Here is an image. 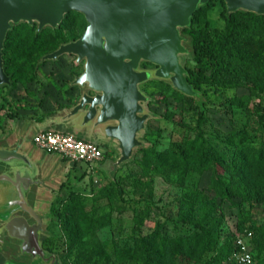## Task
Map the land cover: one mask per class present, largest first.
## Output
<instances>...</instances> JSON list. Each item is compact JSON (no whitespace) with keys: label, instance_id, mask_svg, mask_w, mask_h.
Wrapping results in <instances>:
<instances>
[{"label":"rangeland","instance_id":"rangeland-1","mask_svg":"<svg viewBox=\"0 0 264 264\" xmlns=\"http://www.w3.org/2000/svg\"><path fill=\"white\" fill-rule=\"evenodd\" d=\"M222 12V4L215 1L208 13L211 26H223ZM85 27L84 17L74 12L60 29L47 28L46 53L55 50V45L81 36ZM183 44L188 53L180 56L181 64L193 66L186 38ZM43 55L38 51L6 64L9 71L17 69V75L14 84L0 88V138L14 126L38 123V128L45 129L40 122L77 98V92L70 90L67 82L82 71V65H76L75 58L68 55L38 65ZM5 58L10 59L11 53L5 52ZM34 64L35 77L25 69ZM166 84L168 90L154 84L140 86L149 97L146 109L154 115L141 137L147 149L158 151H181L187 141L202 143L209 151L211 166L201 172L184 170L171 160L154 168L150 158L139 150L130 162L113 170L112 164L118 158L115 144L74 129L75 136L98 144L104 158L88 168L85 163L72 165L35 147L32 127L25 131L24 138L31 144L35 159L42 164L45 155L48 157L43 174L48 181L38 194L44 225L41 246L58 257L60 264H153L150 240L143 245L144 240L191 234L196 231L192 221H201L208 242L216 241V245L189 264L233 263L230 258L211 260L249 230L253 231L250 250L264 264V206L252 208L240 196L229 200L215 194L212 188L217 158L228 161L229 147L240 131L258 142L264 140V82L203 85L202 104L196 100L179 102L173 87ZM223 176L229 182V174L225 172ZM194 194L201 196L199 204L192 202ZM73 198L82 206L80 216L76 208L65 209ZM11 247L10 243L0 244V264H26L29 259L18 258ZM34 264L44 263L39 260Z\"/></svg>","mask_w":264,"mask_h":264},{"label":"water","instance_id":"water-1","mask_svg":"<svg viewBox=\"0 0 264 264\" xmlns=\"http://www.w3.org/2000/svg\"><path fill=\"white\" fill-rule=\"evenodd\" d=\"M209 1L0 0V87L11 84L4 69L3 49L13 26L27 23L36 24L38 31L56 29L69 13H80L86 21L82 35L60 44L38 61L42 65L74 56L83 71L69 86L78 87L79 97L74 105L41 123L46 125L44 130L74 135V129L114 143L118 158L112 169L116 170L130 162L137 149L147 146L141 134L154 115L146 109L149 97L141 85L162 81L185 96L201 97L188 83L180 61V56L188 53L181 31ZM223 1L227 14L244 11L264 15V0ZM143 63L154 68L142 67ZM38 184V172L19 145L0 147V244L10 243V251H16L18 258L29 259L26 264L39 260L60 264L58 257L41 246L44 225L33 193Z\"/></svg>","mask_w":264,"mask_h":264},{"label":"trees","instance_id":"trees-1","mask_svg":"<svg viewBox=\"0 0 264 264\" xmlns=\"http://www.w3.org/2000/svg\"><path fill=\"white\" fill-rule=\"evenodd\" d=\"M215 1H219L223 6L222 27L211 26L208 21V13ZM68 15L65 16L64 21ZM195 25H201V27L197 28ZM47 32V28L38 31L36 25L27 23L15 25L8 32L3 49V59L4 69L11 77V83L15 82L17 69L9 71L6 64L15 57H25L38 51L44 55L50 53H46L44 49ZM181 33L188 41L191 50L189 60L193 63V66H184L186 78L188 83L201 94V97L194 99L174 90L173 94L179 102L196 100L202 104L204 99L200 89L206 84L224 85L229 82L236 84L244 80L254 84L264 82V15L244 11L227 14L223 0H210L195 11L191 24L182 29ZM56 47L57 45L54 49ZM5 52L11 53L10 59L5 58ZM35 65L25 68L33 77H35ZM148 65L150 66L148 63H143L142 67L146 68ZM145 84L158 85L166 90L170 88L162 81H149ZM40 121L42 118L38 120ZM137 150L150 158L149 162L154 168H159L163 166L164 161L170 160L179 164L184 170L195 172H201L202 169L211 166L208 159L209 151L202 143L197 145L193 141L185 142L181 151L172 149L158 151L153 147ZM217 159L219 169L215 167L212 177V188L215 189V194L229 198V200L240 196L244 202L255 209L264 206V140L258 142L240 131L236 141L229 147L228 161L220 157ZM225 172L229 174V182L224 176L222 177ZM200 200V195H192L193 203L199 204ZM76 201V198L70 200L65 209L73 211L76 208L80 216L83 213L82 206ZM191 224L196 228V231L191 234L159 239L150 237L144 240L143 245L150 240L148 246L151 248L153 264H189L192 260L214 249L216 241L208 242L206 231H202L204 230L202 222L192 221ZM249 232L253 236V231L249 230ZM234 242L235 239L224 251L217 253L211 261H224L227 258L232 260L236 251ZM251 253L255 264H261L257 255ZM231 264H235L234 261Z\"/></svg>","mask_w":264,"mask_h":264},{"label":"built area","instance_id":"built-area-1","mask_svg":"<svg viewBox=\"0 0 264 264\" xmlns=\"http://www.w3.org/2000/svg\"><path fill=\"white\" fill-rule=\"evenodd\" d=\"M32 143L39 150L57 155L72 165L85 163L87 166H92L104 158L98 144L56 130H43L36 133L32 138ZM250 237L251 233H247L245 236L235 238L236 251L232 256L235 264H255L249 245Z\"/></svg>","mask_w":264,"mask_h":264},{"label":"crops","instance_id":"crops-1","mask_svg":"<svg viewBox=\"0 0 264 264\" xmlns=\"http://www.w3.org/2000/svg\"><path fill=\"white\" fill-rule=\"evenodd\" d=\"M72 105L64 106V107H61L60 109L65 108V107H70ZM60 109L56 110L55 112L59 111ZM55 112H53V113H55ZM37 125H38V123H34V124L31 123V124L25 125V126H19V127L14 126V127L11 128V130L9 131V133H7L6 136H3L2 138H0V147L13 148V147L19 145L20 151L24 155H26L28 157V159L30 160V162L35 166V168H36V170L38 172V177H39V184L36 185L33 188V193H34V196H35V199H34L35 200V205H39V197H38L39 195L38 194H39L40 191L43 190V188L45 187V185L47 184V181H48V179H45V176L43 175L44 171H45V169H44L45 168V164H46V161H47L48 157H47V155H45L46 156L45 159H44L45 162L40 164V162H38L35 159V157L32 155L33 153L31 151V149H32L31 144L28 143L25 140L24 135L26 133L25 131H27V129H30L31 127H32L31 128L32 137L36 133L44 130V129L38 128Z\"/></svg>","mask_w":264,"mask_h":264},{"label":"flooded vegetation","instance_id":"flooded-vegetation-1","mask_svg":"<svg viewBox=\"0 0 264 264\" xmlns=\"http://www.w3.org/2000/svg\"><path fill=\"white\" fill-rule=\"evenodd\" d=\"M84 20H85V19H84ZM85 22H86V21H85ZM36 27H37V26H36ZM85 28H86V27H85ZM81 35H82V34H81ZM79 37H80V36H79ZM79 37H78V38H79ZM78 38L71 39V40H69L68 42L73 41V40H76V39H78ZM65 43H66V42H65ZM65 56H66V55H65ZM73 57H74V56H73ZM60 58H61V57H60ZM60 58H59V59H60ZM74 58H75V57H74ZM74 62H75V59H74ZM82 71H83V66H82ZM82 71H81L79 74L74 75L73 78L71 79V81L74 79L75 76L80 75V74L82 73ZM71 81H68V82H67V87H68L70 90H72V91L75 90V91L77 92V98L75 99V101H74V103H73V105H74V104L76 103L78 97H79V90H78V87H70V86H69V83H70ZM0 88H2V87H0Z\"/></svg>","mask_w":264,"mask_h":264}]
</instances>
